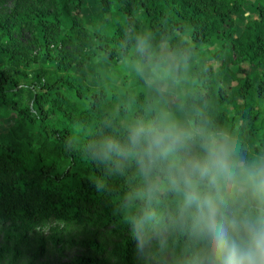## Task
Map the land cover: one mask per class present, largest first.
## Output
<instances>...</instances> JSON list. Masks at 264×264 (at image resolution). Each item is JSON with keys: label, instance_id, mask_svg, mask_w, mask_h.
<instances>
[{"label": "trees", "instance_id": "obj_1", "mask_svg": "<svg viewBox=\"0 0 264 264\" xmlns=\"http://www.w3.org/2000/svg\"><path fill=\"white\" fill-rule=\"evenodd\" d=\"M5 1L13 5L0 13V122H11L0 129V230L16 264L61 249L46 225L75 223L109 229L116 242L107 252L94 237L71 264L129 260L143 177L134 158L102 163L94 152L109 138L126 146L134 121L167 111L186 127L226 135L245 161L264 156V0ZM253 3L238 27L234 18ZM86 4L94 7L89 22ZM162 47L187 77L183 94L163 89L164 79L148 71L149 61L161 63ZM103 56L114 65L108 74ZM190 149L202 154L198 137ZM166 174L158 175L157 219L144 237L172 232L170 246H194L197 234L181 220V198L166 189ZM29 245L38 252L27 261L21 250Z\"/></svg>", "mask_w": 264, "mask_h": 264}, {"label": "clouds", "instance_id": "obj_2", "mask_svg": "<svg viewBox=\"0 0 264 264\" xmlns=\"http://www.w3.org/2000/svg\"><path fill=\"white\" fill-rule=\"evenodd\" d=\"M137 43L141 52L148 47L143 37ZM147 67L160 78L167 75L159 64L149 61ZM127 131L126 146L105 139L94 155L102 163L114 155L134 158L139 166L144 181L139 195L145 202L131 220L139 247L157 219L152 204L162 190L158 175L166 169V189L181 198L180 218L205 242L207 264H264V156L245 161L226 135L217 138L206 128L186 127L167 111L155 120L134 121ZM197 137L202 154H191Z\"/></svg>", "mask_w": 264, "mask_h": 264}, {"label": "rangeland", "instance_id": "obj_3", "mask_svg": "<svg viewBox=\"0 0 264 264\" xmlns=\"http://www.w3.org/2000/svg\"><path fill=\"white\" fill-rule=\"evenodd\" d=\"M87 1L89 0H85L86 3H88ZM12 5L11 1L0 0V13L3 9H11ZM253 5L254 3L245 13L234 18L238 27H241L245 22V16L253 12ZM93 11L94 7L86 4L84 16L87 22L90 21ZM185 38L194 46V50L198 54L207 53L208 47L206 45L193 43L187 36H185ZM134 53H137V51ZM160 54L162 61L159 65L167 70V75L162 78L164 79L163 89H168L170 91L178 90L180 94H183L188 88L187 77L176 72L175 59L165 47L161 48ZM224 57L225 54H222L219 60L211 62H213L214 66H218L219 63L223 61ZM101 61L102 63H100L99 66H101L102 73L108 74L114 69V65L111 64L105 56L102 57ZM119 65L123 66L122 62L118 61L117 66ZM241 66L245 67L248 71L252 70V68H248L244 64ZM38 67V64H33L31 67L32 73L35 72ZM10 122L11 120L0 122V129L6 128ZM59 228L61 230H58ZM53 229L54 232L51 234L54 237H60L58 246L61 247V249H58L57 245L54 246L50 254L37 257V259L33 260L32 264H71L77 258L84 256V249H81L82 245L94 237L97 243L107 252L111 251L110 246L116 242L115 235L112 236L109 233V229H100L97 226L92 227L82 223H75L69 226L51 224L46 225L44 230L51 232ZM171 237L172 232L147 235L144 237L145 243L143 247H139L136 242L130 248V258L128 261L110 259L105 264H207L205 259V242L198 235L194 240V246L187 245L181 248H174L169 245L172 239ZM4 238V233L0 230V264H16L19 258L14 259V252L16 249L13 247L12 240L8 239L5 242ZM36 251L38 252V249L35 245H29L27 249L21 250L22 256H24L27 261L31 260V253H35Z\"/></svg>", "mask_w": 264, "mask_h": 264}]
</instances>
